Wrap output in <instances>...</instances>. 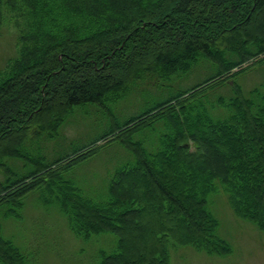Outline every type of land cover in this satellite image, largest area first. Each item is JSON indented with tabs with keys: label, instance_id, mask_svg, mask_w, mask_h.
Instances as JSON below:
<instances>
[{
	"label": "trees",
	"instance_id": "16d2710c",
	"mask_svg": "<svg viewBox=\"0 0 264 264\" xmlns=\"http://www.w3.org/2000/svg\"><path fill=\"white\" fill-rule=\"evenodd\" d=\"M4 27L18 32L17 56L0 73V208L13 203L5 218L20 219L25 197L40 192L78 238L118 236L116 250L101 251L97 264H171L170 249L187 246L230 255L209 209L221 189L238 218L264 231V83L245 96L233 82V96L218 102L229 111L224 119L197 103L264 63V0H0V36ZM201 69L209 73L203 80L95 142L116 134L134 156L114 172L106 201L85 197L65 178L96 149L63 166L70 156L44 161L43 142L76 107L104 108L147 76L172 84ZM161 120L166 130L155 151L133 140ZM19 166L31 170L19 176ZM0 264L39 263L0 235Z\"/></svg>",
	"mask_w": 264,
	"mask_h": 264
},
{
	"label": "rangeland",
	"instance_id": "374dc122",
	"mask_svg": "<svg viewBox=\"0 0 264 264\" xmlns=\"http://www.w3.org/2000/svg\"><path fill=\"white\" fill-rule=\"evenodd\" d=\"M17 43L18 32L4 27L0 36V73L17 56ZM251 64L246 63L244 67ZM208 74L207 70H196L187 78L173 80L172 84L171 80L167 84L158 77L147 76L144 81L132 86L121 100L107 103L104 108L93 104L76 107L60 128L57 138L43 142L44 161L52 163L70 156L60 163L63 166L77 156L96 149L94 156L76 165L66 173L65 178L72 181L85 197L95 202L106 201L114 172L134 162V156L123 147L116 134L95 142L105 136L115 123L122 124L141 115L157 102L167 99L171 93L191 87ZM233 82L239 84L244 95L248 96L253 88L264 83V63L251 66L236 78L209 89L200 96L197 103H205L215 118H226L229 111L218 107V102L221 98L229 99L233 96ZM160 85L167 89L161 92L158 90ZM213 104H217L216 110L212 109ZM164 121L149 124L135 134L133 140L142 141L148 151H155L166 130ZM85 146L89 147L74 155ZM33 156L38 158V154ZM21 167L15 171L19 176L31 170V166L26 169ZM24 200V207L19 210L20 219L5 218L4 212L11 209L13 203L2 205L0 235L12 241L30 261L39 264H97L101 251L111 253L116 250L118 236L115 234L95 235L89 240L75 236L59 207L56 204L46 205L40 192H31ZM209 209L219 221V236L230 243L232 253L227 256H210L190 246L171 248V264H264V231L238 218L222 189L218 194L211 195Z\"/></svg>",
	"mask_w": 264,
	"mask_h": 264
}]
</instances>
